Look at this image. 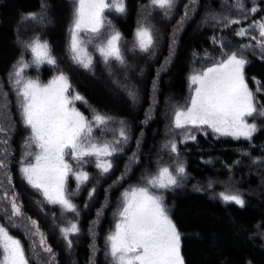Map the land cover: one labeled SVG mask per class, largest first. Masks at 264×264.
Instances as JSON below:
<instances>
[{
  "label": "trees",
  "instance_id": "1",
  "mask_svg": "<svg viewBox=\"0 0 264 264\" xmlns=\"http://www.w3.org/2000/svg\"><path fill=\"white\" fill-rule=\"evenodd\" d=\"M187 1L177 0L169 18H165L161 10L152 8L150 0H125L126 11L121 15L106 10L105 20L121 33L127 66L113 63L109 68L99 56H94L95 67L88 71L74 64L68 51L75 0H0V78L6 81L4 78L17 65L20 55L25 53L27 61L30 60V52L24 45L32 36L39 35L48 42L57 59L56 70L50 66L40 68L42 79L46 81L64 72L75 91L84 98V101L75 102L80 112L91 117L95 109L112 117L107 131H96L94 135L108 140L118 138L120 121H123L129 136L123 151L111 157L116 164L109 173L102 176L94 163H87L82 170L89 173L88 182L79 184L69 175L67 191L79 210L78 217L64 212L59 205L48 204L28 185L18 188L25 213L37 219L40 229L47 233L49 245L58 254V264L90 262L89 250L98 244L92 233L100 235L109 226L113 214L108 206H115L119 183L138 185L144 182L146 174L155 173L159 167L175 168L179 164L185 168V179L179 187L166 189L163 198L171 219L182 234L181 254L185 264H264V116L248 118L258 125L251 141L222 136L207 127L190 129L196 138L186 139L184 130L172 127V109L190 102L187 75L202 71L220 59L221 51L225 50L221 42L227 45L228 51L249 45L240 50L248 61L245 79L255 94L257 105H264V88L256 91L264 85V50L251 39L252 35L258 36V30L249 27L254 22L264 21V0H196V14L181 29L176 53L171 56V28L181 20ZM238 3H243L244 11L234 7ZM252 7H256L257 12H250ZM29 14H35L37 19H29ZM213 14L229 15L240 19L241 23L224 28L209 19ZM140 23L152 27L155 32L156 42L148 53L131 51ZM241 27L248 29V36L236 35ZM105 30L109 31L107 24ZM214 36L216 43L212 40ZM83 38L89 37L86 34ZM97 40L99 38L89 44V52ZM170 56V63H166ZM34 71L33 68L29 70ZM154 83L155 95L152 94ZM125 85L135 89V103ZM169 100L174 101V105H170ZM7 101L10 102L8 96ZM13 107L8 106L11 129L16 121ZM23 130L14 126L10 131L12 134L15 131L14 141L23 136ZM169 141H175L177 153L164 147ZM9 146L15 152L9 176H13L18 187L21 144L14 142ZM133 153L139 159L137 164L131 160ZM69 162L77 170L76 162ZM122 165L124 171H119ZM93 188L95 193L90 196ZM226 191H238L245 206L224 202L219 194ZM33 203L43 211V218L32 213L36 211ZM98 212L103 213L101 219ZM77 219L81 232L73 238V248L68 250L59 227L67 220ZM5 220L0 208V224L19 237L30 264H38L33 258L34 252L28 249L26 236ZM97 221L99 230L95 231ZM98 263L101 264L99 260Z\"/></svg>",
  "mask_w": 264,
  "mask_h": 264
},
{
  "label": "snow or ice",
  "instance_id": "2",
  "mask_svg": "<svg viewBox=\"0 0 264 264\" xmlns=\"http://www.w3.org/2000/svg\"><path fill=\"white\" fill-rule=\"evenodd\" d=\"M75 2L68 46L72 62L92 71L95 61L93 54L88 50V45L92 44L94 39L103 36L99 43L93 45L101 61L109 68L113 63L126 67L125 52L121 47V33L111 29L104 35L106 24L111 28L110 21L105 20V11L114 10L123 14L126 11L124 0H75ZM191 3L195 4L196 0H191ZM150 6L170 17L177 6V0H150ZM234 7L244 11L243 3H238ZM185 9L184 17L178 24H182L187 18L189 6L185 5ZM249 11L255 13L257 8L252 7ZM29 19L36 20L37 17L35 14H29ZM209 19L215 25L224 28L241 23L240 19L229 15L213 14ZM253 26L258 30V36L252 35L251 39L256 41L257 47L264 50V21L249 25ZM82 33L89 34V38H81ZM236 35L248 36V29L241 27L236 31ZM212 40L213 43L217 42L215 36ZM155 42L154 29L142 23L135 31L131 51L148 53L153 49ZM24 47L29 50L32 61L25 62L21 57L9 77L17 96L22 123L30 133L24 141L25 153L20 171L26 183L37 190L45 202L59 205L64 212L78 217L79 210L67 191L69 175L74 176L79 184H85L90 179L89 173L82 170L83 165L87 163H94L102 176L109 173L113 168L110 158L123 151V145L129 136L123 121H120L118 138L108 140L94 135L96 131L106 132V126L112 121V117L95 109L92 110L91 117L80 112L75 107V102L84 101V98L75 91L64 72H58L47 84L41 83L39 79L25 77V69L43 64L56 66L57 59L48 42L43 41L39 35L32 37ZM248 47L249 45H241L236 51H228L227 45L221 42V48L225 49L220 53L221 58L214 60L210 67L194 71L190 75V86L195 87L192 89L189 104L175 106L172 109V127L184 130L186 139L196 138L190 133V129L200 130L204 127L236 139L241 137L252 139L258 125L249 122L248 118L264 116V105H257L255 94L245 79V66L248 61L240 54V50ZM166 63H170V60ZM261 88H264V85L257 87L256 91H260ZM125 89L135 103L137 99L135 89L127 85ZM0 98H2L0 116H5L8 110L7 93L0 92ZM11 130L0 122V135L7 137ZM7 144V138L0 139V145ZM164 147L170 149L172 153H177L175 141H169ZM33 148L36 151H32ZM7 155L6 148L0 149L2 157L0 170L8 167ZM135 158L133 153L132 159ZM70 160L76 162L77 170H74ZM184 174L185 168L182 164L175 168L164 165L155 173L146 174L142 185L133 186L122 194V206L117 213L114 231L106 237V255L110 257L111 264H185L181 254L182 234L169 215L162 193H159L161 189L179 187ZM5 175L7 182L11 184V177L6 172ZM3 183L0 181V187ZM94 193L93 188L89 195L92 196ZM219 195L226 203L245 206V200L238 191L221 192ZM0 201L10 205V211L5 208L4 212L14 226L15 218L27 219L30 222L31 235L36 237L33 247H38L43 253L49 254L47 264H53L55 254L47 243V237L40 231L35 220L24 216L18 196L5 191L4 195L0 196ZM59 231L67 248L71 250L73 238L79 236L81 232L78 219L67 220L59 227ZM93 250L95 251L94 246ZM0 264H30L21 241L10 235L4 226H0ZM91 264H95V261L93 260Z\"/></svg>",
  "mask_w": 264,
  "mask_h": 264
},
{
  "label": "rangeland",
  "instance_id": "3",
  "mask_svg": "<svg viewBox=\"0 0 264 264\" xmlns=\"http://www.w3.org/2000/svg\"><path fill=\"white\" fill-rule=\"evenodd\" d=\"M124 3H125V0H124ZM197 4H198L197 1H196L195 4H192L191 3V0H188L187 3H186V5L189 6L187 18L184 19V21H183L182 24H178V22H177L176 25H174L171 28L170 45H169V54L171 56L176 53L177 45H178V43H176V42H177L178 38L181 36V33H180L181 32V29L184 27V25H187L188 22H189V20L193 19V17L195 16L196 11H197V8H196ZM75 7H76V2H75ZM185 11H186V9L184 7V12H183V16L182 17H184ZM165 18H169V17H165ZM72 23H73V20H72ZM72 23H71L70 27L72 26ZM140 25H141V23L139 24V26ZM111 29H115L117 31L116 26H114V27L111 26V28H109V31H111ZM109 31L104 30V35H107V33ZM83 35L85 36L86 34L82 33L81 34V38H83ZM34 36H32V37H34ZM87 36L89 37V34H87ZM174 38H175V42H173L174 41ZM101 39H103V36L100 37L99 40H97L95 42L99 43ZM97 43H95V44H97ZM133 43H134V41H133ZM88 50H89V45H88ZM90 52L93 54V57L94 56H96V57L99 56V54L95 51L94 46L90 48ZM25 56H26L25 53L22 56L20 55V57L18 58V61L21 59V57H23V59L25 60V62H29L30 63L32 61L31 54L29 56L30 57V60L29 61H27V59H26ZM171 56L169 57V59H167V61L168 60L171 61V59H172ZM44 66H50L53 69V71L56 70V66H52V65H47V64H43V65H40V66L33 65V66L25 69L24 76L25 77H31L33 79H39V81L41 83L47 84L55 76H53L51 79H48V80L44 81L42 79V71L40 69V68H43ZM31 68H33L35 71L34 72H29V70ZM11 70L12 71L10 72V74L14 71V68L11 69ZM10 74H9L8 77L6 76L4 78L6 80L5 82L0 78V92H6L7 93V96L10 98V102L8 103V106L9 105H10V107L14 106L13 108H11V110L13 111V114L12 115H14L16 117V121H14V123H12V129L16 125L17 128L19 126L21 128H24V130L22 132L23 133V136L21 138H19V136H18L17 140H15V141H14V136H15V133L14 132L15 131L13 132V134H12V132L10 134H8L10 136V139L8 138V136L7 137H4V136L0 135V139H4V138H7L8 139V144L7 145H0V149H5L6 148L7 149V152H8V155H7V164H8V167L5 170H0V181H3L4 182L3 183V186L0 187V196H3L4 193H5V191L8 192L9 194L15 193L18 196L19 203L22 205V210H23L24 216L25 217H30L32 220H35L38 223V225H39V229L40 228L42 229V227H41L40 223L38 222V220L35 219L34 217H31V216L27 215L25 213V210H24L25 209V205L23 203V196H21L22 194L18 191V188H21V186H26L28 184L24 180V178L22 176V173L20 171L21 164H20V167H19V176H20L21 182H19L20 184H19L18 187L16 186V184L13 181V179H14L13 176H10L11 177V184H9L7 182V176L5 175V172L7 173V175L10 174V171L9 170H11V168L13 167V164L15 163V160L13 158L14 155H15V152L12 150L11 146H9V145H11V144L13 145L14 142L15 143L16 142L17 143H20L21 144V155H20L21 157L20 158H23L24 153H25L24 141H25L26 137L30 134L29 133V130L26 129L24 127L23 123H22V117H21L20 111H19L18 106H17V96H16V93L13 90V86L10 83V80H9ZM192 74L187 75L188 76L187 77V81H188V86H189L188 88H189V91H190V97L193 94L192 93V89L195 87V86H190L189 77ZM115 85H117V84H115ZM152 90H153V93L152 94L155 95L156 94V88L154 89V87H153ZM0 102H2V98H0ZM169 103H170V105L171 104L174 105V101H172V100H169ZM166 107L168 109V104L166 105ZM149 116H151V115H149ZM0 119H1L0 121H2L5 124V126H8V127L11 128V126H10L11 119H10V115H9L8 110H7V113L5 114V116H0ZM217 134H219V133H217ZM219 135H221V134H219ZM222 136H225V135H222ZM226 137L233 138L231 136H226ZM22 138H24V139H22ZM12 139H13L14 142L12 141ZM234 139H236V138H234ZM239 139L240 140H245V141H251V140H248V139H244L242 137L239 138ZM239 139H236V140H239ZM32 151H36V149L33 148ZM0 158H2V157H0ZM29 159H31V158H29ZM66 159H67V157H66ZM131 160L132 161H135L136 162L135 164H137L139 162V159L138 158H135V160H133V159H131ZM114 161H112L113 162V167H114V163L116 164V162H114ZM130 170H133V168H131ZM119 171H124L123 165H122V167L120 168ZM184 179H185V176H183V178L181 180L183 181ZM143 183L144 182H142V183H140L138 185H142ZM28 186H29V188L31 187L30 185H28ZM133 186H137V183H130V184H127V185H124L123 186V183L121 182L116 187V188H118L117 189L118 190L117 191L118 192V197L116 199L115 206H113V205L108 206L109 211L111 212V214H113L111 216V218H110V224H109V226L106 229H104V231L100 235H97L94 232L92 233L93 236H94V240H97V243L98 244L96 245L95 251L93 250V246L89 250L90 251L89 252V254H90L89 260H90V262H88V264H91V262L93 260L95 261V264H99L98 263V260L101 262V264H111L110 257H108L106 255V252H107L106 237L111 232L114 231V226H115V223L117 222V219H118L117 213H118V210L120 209V207L122 206V194L126 190H129L130 188H132ZM166 191H167L166 189H161V190H159V193H162V195L164 196V193ZM33 205L35 206V208L37 207L36 206V203H33ZM0 208L2 209V211H3L4 214H5V212H4V209L5 208H7L10 211V205H7V202H5V201H0ZM32 213L35 214V215L36 214L37 215H41L42 218L44 216L43 215V211L39 210L38 208H36V211L33 210ZM102 216H103V213L101 215H99V218L102 217ZM5 221L7 223H10L9 220H8V218H7V216H6V220ZM10 224H11V227L12 228H15L17 231H19L20 233H22V234H24L26 236V239H27V242H28V249H29V251L32 250L34 252V256H33L34 260H37V263L38 264H47V261L50 259V255L49 254H46V253H43L42 250H40L38 247H33V241L36 239V237H33L31 235V224H30V222L27 219L15 218V226L12 223H10ZM61 225H63V224H61ZM0 226H2V225L0 224ZM94 228H95V231L99 230V223H98V221H97V223H95ZM41 229H40V231L47 237V243L49 245L48 235H47V233L44 230H41ZM8 231H9L10 235H12L11 234V230L8 229ZM13 237L19 239V237H17V235L16 236H13ZM53 252L55 254V260L53 261V264H58V262H57V256H58V254L54 250H53Z\"/></svg>",
  "mask_w": 264,
  "mask_h": 264
}]
</instances>
